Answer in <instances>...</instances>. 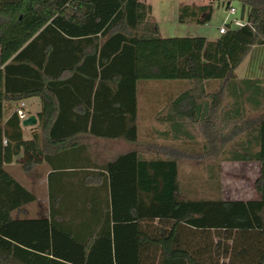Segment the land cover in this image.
<instances>
[{
  "label": "trees",
  "instance_id": "obj_1",
  "mask_svg": "<svg viewBox=\"0 0 264 264\" xmlns=\"http://www.w3.org/2000/svg\"><path fill=\"white\" fill-rule=\"evenodd\" d=\"M216 1L240 3L244 24L219 41L197 43L161 38L148 0L0 2V264H264V119L235 127L251 128L248 142L260 147L234 161L261 164V201L181 199L183 153L160 147L166 158L147 160L132 150L110 160L95 191L51 190L49 218L12 217L35 196L4 167L21 153L25 165L42 157L39 136L25 141L15 112L4 124L6 104L40 98V127L57 148L48 161L60 175L84 166L81 136L139 143L140 82L186 80L202 97L204 82L220 81L209 96L214 115L237 68L264 46V0ZM213 12L211 5L181 6L178 22L207 24ZM191 100H177L170 117ZM200 132L210 158L219 147L208 119Z\"/></svg>",
  "mask_w": 264,
  "mask_h": 264
},
{
  "label": "crops",
  "instance_id": "obj_2",
  "mask_svg": "<svg viewBox=\"0 0 264 264\" xmlns=\"http://www.w3.org/2000/svg\"><path fill=\"white\" fill-rule=\"evenodd\" d=\"M212 4L213 6L215 5V3ZM195 5L197 4H191V6ZM239 9L241 13V4L239 5ZM178 13L179 8L177 12V21ZM243 24L244 22L241 21L237 29H239ZM262 47L264 46H261L260 48ZM256 48L258 47H253L252 51ZM248 58L249 56L235 71L234 81L226 86L223 104L220 106L216 114L209 115V96L219 91L221 82H204L202 84L204 86V96L200 97L193 92L194 85L189 81H185L191 84V90L185 91L183 93H178V95H176L175 98L171 101V104L173 105L177 100L188 94L192 96L190 104L191 107L182 104L177 108V116L174 118L170 117L171 107L168 108L167 119H165V121L163 122L165 125H167V129L174 133L173 135L170 133L166 136H169L170 138L177 140L179 143L182 144L183 137L188 136L186 132L188 129L200 133L201 123L205 122V120L208 119L210 132L212 131L213 137L216 141L218 140V142L214 143L218 145L219 152H213L214 154H216V157H214L215 155L211 153L213 155H211V157L207 159L209 161H213L214 163H220L221 166L233 162L246 165L250 164V168L255 170L254 172H252L251 170L249 173L253 175H246L247 178H244L245 185L243 187L236 188L235 191L229 189L225 190V186L223 187V185V190L214 189V191L211 193L217 198L213 200L244 202H258L262 200V195L257 191L256 187V183L261 177L262 173L261 164L256 161H234V159L239 156H245L249 154L248 152L257 153L260 150V147L255 140H252V142L250 143L248 142L249 138H254V136L249 135V133L252 131L251 128H244L242 132H235V127L237 126L241 127L252 122V124H254L253 126L255 127L259 121L264 119V68L262 66V70H258L256 72L249 71L244 73V75H240L239 70L246 63ZM246 71H248V67ZM253 93L260 94L259 96H256ZM202 99L204 100V102ZM20 103L21 102H14L6 104V106L11 109L6 111V114L4 116V124L8 121L9 117L15 112ZM40 111L41 100L39 98L38 107L33 111V113H30L29 111L27 112L29 113V116H35L37 118V115L40 113ZM187 112H190L189 118L183 116ZM21 127L23 129L25 141L33 140L35 135L39 136V153L40 157H42V160L40 162H32L31 164L25 165V163L21 161L23 158V153H21L15 158L14 163L7 164L4 167L6 172L16 182H18L22 187L27 189L30 193L35 196V201L33 203L27 204L21 209L15 210L12 213V217L16 220L49 218L51 190L54 192H62L64 188L79 187L82 189H86L85 187L91 186L92 189L95 191L102 184V177L100 176V174L104 173L103 166L118 155L135 150L136 146L134 144H129L124 140H103L93 138L91 136H81L77 142L83 144L87 148L83 159V161L85 162L84 166L80 170H78L80 172L77 175H60V172H57L55 170L53 171V168L51 167L50 162L48 161L49 159H53L52 157L55 156L57 148L48 145L45 133L40 127L39 120L36 126L25 128L21 124ZM231 136H233L234 138L231 139L228 143H226L225 139H228ZM106 143L116 146L120 145L122 147L121 150H119V153H117V155L108 158L107 160L104 159V156L107 155L104 152V148L99 150V147L104 146ZM167 146L170 148L178 149L172 147V145ZM208 150L209 149H207V151ZM205 152L206 150L204 149L202 155H204ZM51 175L52 180L50 182ZM226 175L227 174H225L224 176ZM218 176V174L214 175L211 179L216 180V177ZM234 194L237 195V198L231 199L230 195ZM33 212H35V214Z\"/></svg>",
  "mask_w": 264,
  "mask_h": 264
},
{
  "label": "rangeland",
  "instance_id": "obj_3",
  "mask_svg": "<svg viewBox=\"0 0 264 264\" xmlns=\"http://www.w3.org/2000/svg\"><path fill=\"white\" fill-rule=\"evenodd\" d=\"M148 3L152 6L150 20L157 23L159 36L163 39L177 38L182 41H194L196 43L199 41H219L222 39L219 32L221 26L227 24L229 30H234L241 23V20H237V16L229 14L228 7L224 2L216 0H148ZM212 3H215V5L213 6ZM191 4H197L195 6L211 5L214 8L211 21L207 24H180L177 21L178 8ZM239 5L238 2L233 3V6L240 12ZM257 47L250 53L248 60L239 70L240 75H244L249 71L262 70V66L264 68V47ZM247 67L248 71H246ZM185 81H143L139 83V119L137 120L139 143L135 146V150L142 153L145 159L152 160L166 158L159 152L160 150L156 152V148L168 147L167 145L178 148L177 150L183 153V156L178 157L180 198L193 200L215 199L217 197L211 193L214 189L223 190L225 186V190L235 191L236 188L245 185L246 175L251 170L252 172L255 170L250 168V164L233 162L221 166L220 163L209 161L202 155L203 150H206V140L201 132L198 133L188 129L186 131L188 136L183 137L182 144L166 136L170 133L174 134L163 123L167 119L168 108L172 106L171 101L178 93L191 90V84ZM24 102L26 110L33 113L38 107L39 98L33 97ZM103 148L107 154L104 159L107 160L117 155L122 147L106 143L104 146L99 147V150ZM217 174L219 176L216 177V180L211 179ZM225 174L227 175L224 176ZM250 175L253 174L248 176ZM230 198L236 199L237 195H230ZM33 213L35 214V212Z\"/></svg>",
  "mask_w": 264,
  "mask_h": 264
},
{
  "label": "built area",
  "instance_id": "obj_4",
  "mask_svg": "<svg viewBox=\"0 0 264 264\" xmlns=\"http://www.w3.org/2000/svg\"><path fill=\"white\" fill-rule=\"evenodd\" d=\"M228 10H229V14L231 16H237V20L238 19L241 20L240 19V12L237 10L236 7H234L232 4H229ZM228 31H229V26L227 24H225L224 26H222L220 28L219 32L221 35H225ZM15 113L17 114L21 124L23 123V121H25L29 117V113L26 110L25 102H21L19 104L18 108L15 110Z\"/></svg>",
  "mask_w": 264,
  "mask_h": 264
},
{
  "label": "water",
  "instance_id": "obj_5",
  "mask_svg": "<svg viewBox=\"0 0 264 264\" xmlns=\"http://www.w3.org/2000/svg\"><path fill=\"white\" fill-rule=\"evenodd\" d=\"M227 7H229V4ZM37 123H38V120L35 116H29L25 121H23L22 126L25 128L33 127V126H36Z\"/></svg>",
  "mask_w": 264,
  "mask_h": 264
}]
</instances>
